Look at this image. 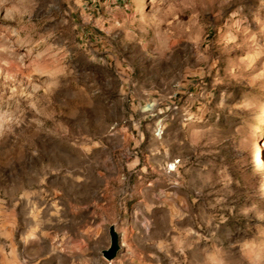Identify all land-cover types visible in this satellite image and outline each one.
Wrapping results in <instances>:
<instances>
[{
  "label": "rangeland",
  "instance_id": "1",
  "mask_svg": "<svg viewBox=\"0 0 264 264\" xmlns=\"http://www.w3.org/2000/svg\"><path fill=\"white\" fill-rule=\"evenodd\" d=\"M0 264H264V0H0Z\"/></svg>",
  "mask_w": 264,
  "mask_h": 264
},
{
  "label": "water",
  "instance_id": "2",
  "mask_svg": "<svg viewBox=\"0 0 264 264\" xmlns=\"http://www.w3.org/2000/svg\"><path fill=\"white\" fill-rule=\"evenodd\" d=\"M108 232H109V238H110V245L108 249L102 251V256L107 261H111L116 257L120 249V245H119V236L116 233L114 227L111 226Z\"/></svg>",
  "mask_w": 264,
  "mask_h": 264
}]
</instances>
